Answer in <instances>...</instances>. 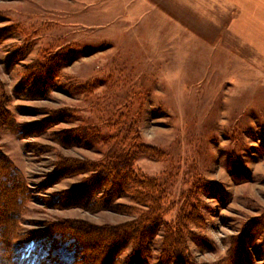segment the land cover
Returning <instances> with one entry per match:
<instances>
[{
    "label": "rangeland",
    "instance_id": "1",
    "mask_svg": "<svg viewBox=\"0 0 264 264\" xmlns=\"http://www.w3.org/2000/svg\"><path fill=\"white\" fill-rule=\"evenodd\" d=\"M0 91V151L29 189L21 241L51 222L116 225L147 209L124 191L111 203L136 212L48 205L96 172L46 184L62 159L118 152L159 186L164 221L195 216L197 262L226 264L230 237L264 218V0H0ZM84 127L89 144L58 140ZM163 233L148 240L147 264L159 263ZM263 243L264 230L253 264Z\"/></svg>",
    "mask_w": 264,
    "mask_h": 264
},
{
    "label": "trees",
    "instance_id": "2",
    "mask_svg": "<svg viewBox=\"0 0 264 264\" xmlns=\"http://www.w3.org/2000/svg\"><path fill=\"white\" fill-rule=\"evenodd\" d=\"M48 75H41L44 86L46 82L43 79ZM2 101L0 97V116L4 113ZM75 131L60 132L58 140H65L67 144H79L85 140L83 142L89 144L95 138L86 127L77 130L80 133ZM143 152L155 154L150 147ZM132 160L133 157L124 152L116 153L107 163L62 159L48 175L46 184L93 168L94 174L72 189L52 195L48 205L79 204L94 207L91 210L117 208L127 214L136 212L131 205L111 203L117 194L124 191L147 206L136 218L116 225L93 224L81 219L59 220L46 224L29 239L21 241L16 231L19 216L29 198V189L23 176L0 151V264H147L144 259L148 253L146 244L161 226L164 233L158 264H205L197 262L189 254L187 237L192 233L187 223L193 214L190 213L188 219L179 214L174 222L164 221L159 186L154 180L134 176L130 171ZM100 189L101 197L95 198ZM193 218L196 219L195 216ZM263 230L264 218L258 217L246 223L239 234L230 237L226 264H253L249 246ZM128 246L129 253L120 259V254ZM258 252L264 257V243Z\"/></svg>",
    "mask_w": 264,
    "mask_h": 264
}]
</instances>
